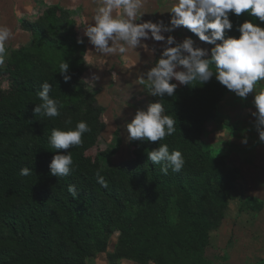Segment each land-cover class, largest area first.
I'll list each match as a JSON object with an SVG mask.
<instances>
[{
    "label": "trees",
    "instance_id": "trees-1",
    "mask_svg": "<svg viewBox=\"0 0 264 264\" xmlns=\"http://www.w3.org/2000/svg\"><path fill=\"white\" fill-rule=\"evenodd\" d=\"M57 11L63 19L68 18L66 10L46 7L40 17L46 29L39 21L24 18L19 25L43 50L58 52L71 61L70 80H63L50 64L51 57L39 56V48L35 53L22 48L0 67V87L4 78L7 82L0 92V264H84L95 234L106 235L112 230L127 238L139 232L159 241V247L169 248L177 237L164 216L172 193L180 195L186 209L189 204L195 207L188 217L198 227L203 224L198 235L205 234L207 226L215 225L208 214L209 205L221 208L233 188L235 174H229L222 158L201 140L206 123L215 117L228 89L215 76L203 86L179 85L173 96L165 95L161 101L165 114L177 121L176 132L163 141L132 140L129 159L105 168L101 160L109 151H99L93 158L85 154L96 144L100 124L89 119L91 98L81 91L75 36L64 21L57 20ZM229 19L233 27L225 36L238 37V27L244 21L231 12ZM51 27L57 31L55 37L47 32ZM44 81L53 85L50 97L61 102L58 117L33 112L40 103L37 93ZM158 100L153 97L154 102ZM69 119L72 123L66 126ZM79 121H86L91 131L83 135L80 146L68 150L74 170L57 178L50 174L49 163L57 152L66 150H52L48 137L52 129L74 128ZM162 143L170 151L182 153L185 164L181 171L169 169L168 175H163L160 166L148 160L147 152ZM24 167L33 169L32 174L21 176ZM98 170L107 187L97 183ZM68 185L76 187V197L68 192Z\"/></svg>",
    "mask_w": 264,
    "mask_h": 264
},
{
    "label": "rangeland",
    "instance_id": "rangeland-1",
    "mask_svg": "<svg viewBox=\"0 0 264 264\" xmlns=\"http://www.w3.org/2000/svg\"><path fill=\"white\" fill-rule=\"evenodd\" d=\"M174 0H145L140 19L162 22L170 27L173 15L169 9ZM55 5L69 14L63 19L61 12L56 17L64 21L69 33L74 34L77 51L81 59L79 82L84 96H90L87 112L89 119L100 124L96 144L85 152L93 158L97 152L107 150L108 156L101 160L105 168L116 166L129 159L130 143L126 125L132 120L138 109H146L153 103V96L140 84V79L160 57L164 41L143 40L147 48L137 47L126 54L103 56L94 50L84 35V26L92 23L97 0H0V26H7L12 37L6 48L9 59L12 53L26 48L28 53L39 56L44 54L50 64L58 69L65 60L71 61L58 52L43 50L38 41H34L28 31L23 30L19 22L22 18L42 23L41 14L46 7ZM241 22L249 21L264 28V22L258 17L243 12L237 16ZM43 24V23H42ZM44 28L47 25L44 21ZM51 37L57 31L53 27L47 30ZM167 38L171 35L181 42L191 38L194 46L209 50L212 45L199 38L184 26L164 31ZM82 39L83 43L77 40ZM98 79L93 80V77ZM177 87L179 82L172 80ZM2 80L0 92L6 88ZM93 84V85H92ZM258 90L264 89V81L258 84ZM126 102V106H125ZM253 104V94L240 98L232 91L222 96L215 117L205 125L201 140L206 148L221 157L223 167L233 176V188L224 197L222 207L209 203L210 218L215 225H209L205 234H199L203 224L198 227L188 217L195 207L189 204L187 209L180 203L179 194L172 193L164 209L165 221L174 231L175 243L171 247H159L160 242L145 238L139 232L131 233L130 238L118 230L109 234L98 232L91 242L89 255L84 264H259L264 260V142L259 139ZM246 139V143L242 140ZM232 172V173H231ZM209 209V208H207ZM206 210V209H205ZM132 230V228H130ZM133 232V231H132Z\"/></svg>",
    "mask_w": 264,
    "mask_h": 264
},
{
    "label": "clouds",
    "instance_id": "clouds-1",
    "mask_svg": "<svg viewBox=\"0 0 264 264\" xmlns=\"http://www.w3.org/2000/svg\"><path fill=\"white\" fill-rule=\"evenodd\" d=\"M144 4L145 0H97L92 23L84 26V35L89 43L103 56L123 55L138 46L147 48L143 40L149 38L165 42L160 57L140 79L147 93L159 100L135 112L126 125L128 139L157 142L173 135L177 121L173 115L165 114L161 102L165 95H174L177 84L170 81L194 87L203 86L215 76L220 84L242 99L247 98L249 93L253 94L256 111L252 115L255 117L259 139L264 142V89L258 90L257 87L264 81V28L246 20L238 27V37L225 36L226 30L233 27L229 19L230 12L237 16L248 12L264 22V0H174L169 9L173 14L170 27L162 22L136 23L145 13L141 11ZM179 26L189 29L200 41L213 45L210 54L209 50L194 46L190 37L177 43L173 36L166 38L162 34ZM11 37V30L7 26H0V67L5 65L8 55L6 45ZM77 42L83 43V40L78 38ZM68 68L69 64L65 60L58 65V71L65 82L71 79L67 74ZM96 79L98 77L94 76L93 80ZM52 90L53 85L48 81L41 84L37 93L40 103L33 108L35 115L47 118L60 116L61 102L50 97ZM71 123L70 119L65 121L66 126ZM90 131L86 121H79L74 128L66 130L52 129L48 137L51 149L66 151L63 154L57 152L51 159V175L64 178L74 170V161L68 150L80 146L83 135ZM246 142V139L242 140V143ZM147 157L153 165L160 166L163 175H168L169 169L179 172L185 164L182 153L179 150L170 151L166 143L148 151ZM32 172L33 169L24 167L20 175L27 177ZM95 176L97 183L107 187L99 170ZM67 190L76 197L74 185H68Z\"/></svg>",
    "mask_w": 264,
    "mask_h": 264
}]
</instances>
